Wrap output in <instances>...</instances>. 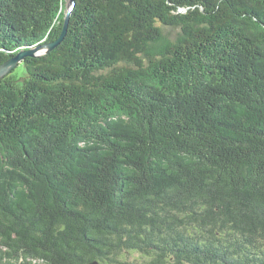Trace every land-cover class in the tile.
Wrapping results in <instances>:
<instances>
[{"label": "trees", "instance_id": "1", "mask_svg": "<svg viewBox=\"0 0 264 264\" xmlns=\"http://www.w3.org/2000/svg\"><path fill=\"white\" fill-rule=\"evenodd\" d=\"M64 3L0 0V65ZM19 64L0 264H264V0H76Z\"/></svg>", "mask_w": 264, "mask_h": 264}, {"label": "water", "instance_id": "2", "mask_svg": "<svg viewBox=\"0 0 264 264\" xmlns=\"http://www.w3.org/2000/svg\"><path fill=\"white\" fill-rule=\"evenodd\" d=\"M76 0H69L68 6L65 9V14L63 18V25L60 35L53 41L38 44L33 46L32 48L28 50H22L19 51L15 56L9 58L8 60L4 61L0 65V78L6 75L9 71L14 69L26 56H39L42 53H46L51 51L53 48H55L65 37L67 33V28L69 24V18L71 15V11L75 5Z\"/></svg>", "mask_w": 264, "mask_h": 264}, {"label": "rangeland", "instance_id": "3", "mask_svg": "<svg viewBox=\"0 0 264 264\" xmlns=\"http://www.w3.org/2000/svg\"><path fill=\"white\" fill-rule=\"evenodd\" d=\"M68 3H69V0H65V3H64V9L67 8L68 6ZM164 30L171 36V37H174V35L177 33L178 31V28H169V27H164ZM15 71L17 73L20 74V72L22 71V64H18L15 68Z\"/></svg>", "mask_w": 264, "mask_h": 264}]
</instances>
